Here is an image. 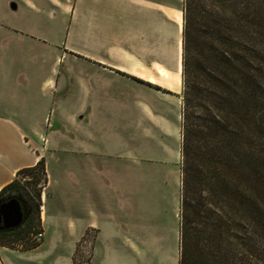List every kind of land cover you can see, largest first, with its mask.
<instances>
[{"label":"crops","instance_id":"0c3cea01","mask_svg":"<svg viewBox=\"0 0 264 264\" xmlns=\"http://www.w3.org/2000/svg\"><path fill=\"white\" fill-rule=\"evenodd\" d=\"M182 11V0H0V190L40 159L50 187L49 159L68 147L57 134L74 133L79 156L78 178L58 180L77 181L78 190L58 196L51 210L42 192V241L26 250L0 246V264L5 256L27 264L19 256L41 253L47 264H179L173 168L182 142L174 109ZM121 116V135L143 152L140 182L161 181L164 191L135 194L129 149L121 169L104 172L102 119ZM88 232L89 259L76 263V244Z\"/></svg>","mask_w":264,"mask_h":264},{"label":"trees","instance_id":"16d2710c","mask_svg":"<svg viewBox=\"0 0 264 264\" xmlns=\"http://www.w3.org/2000/svg\"><path fill=\"white\" fill-rule=\"evenodd\" d=\"M237 1L218 2L212 24L201 15V33L186 23L194 1L183 9L179 264H264V30L258 53L242 48ZM38 168L47 182L43 159L17 175ZM2 195L37 202L16 178Z\"/></svg>","mask_w":264,"mask_h":264},{"label":"rangeland","instance_id":"374dc122","mask_svg":"<svg viewBox=\"0 0 264 264\" xmlns=\"http://www.w3.org/2000/svg\"><path fill=\"white\" fill-rule=\"evenodd\" d=\"M194 4L193 7L195 9L193 11H187L186 18H187V25H191V29L193 32L201 33V30H205L202 25L200 24L201 15L203 14H211L212 10L215 16H210V19L206 18L209 21V24H212L214 21L213 19H217L218 17V8L216 4L218 2H222L223 0H193ZM239 5L242 3V48L243 47H254L256 49L255 53L257 52L256 47H259L258 43L262 40L258 37V31H261L264 28H260V23L264 19V0H238ZM227 4V3H226ZM185 0H182V9H184ZM211 12V13H210ZM183 14V26H184V12ZM178 18V17H177ZM216 21L214 24H216ZM248 45V46H247ZM186 57L183 51V43H182V59ZM261 61V60H260ZM68 62L66 60L65 64ZM264 81V76L261 78ZM176 80L178 81L177 77ZM180 81V80H179ZM178 81V82H179ZM171 87L172 85L169 84ZM183 98H184V78L182 75V90H181V98L180 102L174 107L175 112L178 114V124L182 125V112H183ZM130 117V116H128ZM53 120V117L51 118ZM126 120L124 116L119 118H104L102 119L104 131L102 135L103 143L99 142V148L101 155L99 156L103 162V170L104 172H108L107 169H111V167L119 168L121 158L119 157H126L127 149H129V154H133L134 157V164L131 169V173L135 176L134 181V191L135 194L138 195L141 193L143 188L151 190L152 188L156 191H164V184L161 181H149L147 186L144 187V183L140 182L142 170V159H143V152L141 151V147L135 148L134 143L127 142L126 137L121 135L122 128L119 125L123 126L122 121ZM89 127V126H88ZM91 127V125H90ZM182 134V133H181ZM59 136V140L62 145L65 144L67 149H63L49 159L50 163L48 166V178L49 183L51 184L50 187H46L45 176L42 173L41 169H35L33 171H23L16 176V181L19 186H22L28 193L34 198L37 199V202H34V205L31 207V214L29 215L28 219L23 223L22 228L17 229L16 231L11 232L6 236L0 235V246H6L10 249H18V250H26L29 249L31 246L38 244L39 242L36 240V233L40 231V221H39V211L41 202V195L44 191L48 195L47 200V207L51 210V208L57 203L58 196L64 194L68 196L66 192L76 191L79 189L78 182H61L58 181L64 175L67 179L71 176H75L76 178L78 175V164H79V156L77 153V146L75 144L78 143V138L74 133H67V134H57ZM182 137V135H181ZM182 139V138H181ZM46 141V139H43ZM182 141V140H181ZM180 141V142H181ZM176 147V146H175ZM70 148V149H68ZM123 153V156L121 155ZM162 155L157 152L155 154V158ZM177 159V158H176ZM114 164V165H113ZM174 171L175 173L174 181V190L177 192L181 189V157L176 160V164H174ZM88 169V167H87ZM160 169V168H156ZM168 169V168H167ZM88 169V172H90ZM94 171V170H91ZM162 171V170H160ZM163 172V171H162ZM167 175L172 174V172L167 171ZM163 177V176H162ZM161 177V178H162ZM74 178V177H73ZM72 178V179H73ZM159 179V178H157ZM173 183V182H172ZM152 187V188H151ZM6 196V195H2ZM39 196V197H38ZM139 197V195H138ZM138 199V198H137ZM37 203V205H36ZM39 203V205H38ZM94 233L88 232L85 236L77 242L74 253H73V260L74 262L78 263L84 260H88L91 252V246L88 245L91 238H93ZM83 239H87L88 241L84 242ZM42 241V240H41ZM37 253V252H36ZM31 255V254H30ZM32 256H26V254L22 257L19 256L17 259L18 261H23V263L30 264V262L26 261H36L40 259L43 264L48 263V258L46 253L35 254ZM6 264H19L15 263L14 259L9 256L3 257ZM2 262V261H1ZM3 264V262H2ZM59 264H64L63 262Z\"/></svg>","mask_w":264,"mask_h":264},{"label":"water","instance_id":"95a60500","mask_svg":"<svg viewBox=\"0 0 264 264\" xmlns=\"http://www.w3.org/2000/svg\"><path fill=\"white\" fill-rule=\"evenodd\" d=\"M4 220V229H14L23 224L24 212L18 198L11 197L0 204V219Z\"/></svg>","mask_w":264,"mask_h":264},{"label":"flooded vegetation","instance_id":"af4514ba","mask_svg":"<svg viewBox=\"0 0 264 264\" xmlns=\"http://www.w3.org/2000/svg\"><path fill=\"white\" fill-rule=\"evenodd\" d=\"M7 200L6 198H4L3 196H0V204ZM21 203V202H20ZM21 206H22V210L24 212V216H25V220L24 222L28 219L29 215L31 214V209L29 207H27L25 204L21 203ZM23 222V223H24ZM3 225H4V220L3 218L0 219V231L3 230Z\"/></svg>","mask_w":264,"mask_h":264},{"label":"bare ground","instance_id":"6f19581e","mask_svg":"<svg viewBox=\"0 0 264 264\" xmlns=\"http://www.w3.org/2000/svg\"><path fill=\"white\" fill-rule=\"evenodd\" d=\"M178 22H182L183 23V19L182 17L178 16ZM181 23V24H182ZM160 75L163 77V78H166V79H169V76H168V73L165 71V70H160L159 71ZM140 74L142 77H146V75H144L143 73H138ZM148 79L151 80V81H154V78H152L151 76H148ZM178 81L180 80L179 77H177ZM169 83V82H168ZM167 83V86H169V84ZM170 87V86H169Z\"/></svg>","mask_w":264,"mask_h":264},{"label":"built area","instance_id":"2783aa9c","mask_svg":"<svg viewBox=\"0 0 264 264\" xmlns=\"http://www.w3.org/2000/svg\"><path fill=\"white\" fill-rule=\"evenodd\" d=\"M42 237H43V235H42V231L40 230V231H38V232L36 233V240L40 243L41 240H42Z\"/></svg>","mask_w":264,"mask_h":264}]
</instances>
